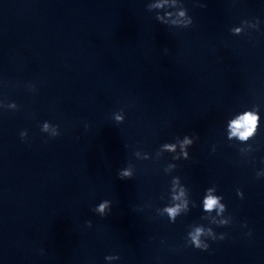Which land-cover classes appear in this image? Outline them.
Wrapping results in <instances>:
<instances>
[{
    "label": "clouds",
    "instance_id": "obj_1",
    "mask_svg": "<svg viewBox=\"0 0 264 264\" xmlns=\"http://www.w3.org/2000/svg\"><path fill=\"white\" fill-rule=\"evenodd\" d=\"M181 15H183V13H181ZM237 31H239V29H237ZM257 123V116L256 114L253 113H244L243 115L239 116L235 121L232 122V134L238 136L240 139H247L254 131V126ZM48 127L47 123H45L44 125V129L46 130ZM25 133L21 132V137H23ZM185 144H191V141L185 137L184 140ZM167 147H170L171 149L174 150V145H169ZM186 155V154H185ZM123 175L127 176L129 175L128 172H124ZM219 199L220 197H216V196H212V195H208L205 198L204 201V209L207 211H211L214 209V207H216L219 203ZM107 202L100 204L98 211L103 212L104 208L106 207ZM219 207L221 209L224 208V205H219ZM170 215H175L176 209H169L168 210ZM201 229H197L196 233L194 235H192V242L194 244V246L197 249H201V250H207L208 249V245H201V242L199 240V236L201 234Z\"/></svg>",
    "mask_w": 264,
    "mask_h": 264
}]
</instances>
